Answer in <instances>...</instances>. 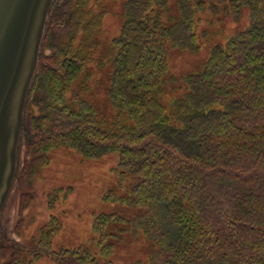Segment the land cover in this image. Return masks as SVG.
<instances>
[{"label":"trees","instance_id":"obj_1","mask_svg":"<svg viewBox=\"0 0 264 264\" xmlns=\"http://www.w3.org/2000/svg\"><path fill=\"white\" fill-rule=\"evenodd\" d=\"M89 1H52L21 134L43 162L63 145L84 156L118 153L120 181L131 184L127 194L110 189L106 197L137 210L130 219L117 211L94 217L99 254L111 255L109 236L126 229L111 227L128 222L134 238L142 231L154 247L149 264H264V0H176L178 17L169 0H125L120 33L104 54L111 120L80 94L67 98L88 60V48L73 40L99 24ZM243 5L249 25L214 45L166 101L169 44L197 50V12L237 14ZM59 226L52 219L41 230L35 258L113 264L85 244L50 250Z\"/></svg>","mask_w":264,"mask_h":264},{"label":"rangeland","instance_id":"obj_2","mask_svg":"<svg viewBox=\"0 0 264 264\" xmlns=\"http://www.w3.org/2000/svg\"><path fill=\"white\" fill-rule=\"evenodd\" d=\"M124 3L125 0H90L87 9L100 15L99 24L91 34L79 31L73 40L74 45L83 43L88 48V60L86 69L68 90L67 98L73 92L80 94L95 105L99 118L108 120L113 117V107L107 96L112 65L104 54L120 33ZM168 6L178 17L176 0H169ZM196 18L199 19V48L191 51L168 46V73L174 82L169 83L164 92L166 101L172 94L182 93V87L179 90L178 87L183 84L184 77L202 68L214 45L224 44L249 25L250 9L243 5L237 14L223 11L213 14L205 10L197 12ZM51 52L47 48L44 55L49 56ZM33 111L37 114L38 107L33 106ZM43 161L39 160V153L33 152L27 135L21 134L15 177L1 213L0 264H54L48 252L33 256L41 230L47 228L52 219H57L60 226L51 235L50 250L85 244L100 261L149 264L154 247L142 231L134 238L128 222L111 227L112 232L118 227L126 228L120 232L121 238L109 236L108 240L114 245L111 255L102 257L99 254L97 233L92 227L94 217L102 212L117 211L130 219L137 210L106 197L110 189L117 195L127 194L131 184V179L120 181L116 151L84 156L79 149L63 145L51 148Z\"/></svg>","mask_w":264,"mask_h":264},{"label":"water","instance_id":"obj_3","mask_svg":"<svg viewBox=\"0 0 264 264\" xmlns=\"http://www.w3.org/2000/svg\"><path fill=\"white\" fill-rule=\"evenodd\" d=\"M52 1L0 0V220L16 173L28 92Z\"/></svg>","mask_w":264,"mask_h":264}]
</instances>
